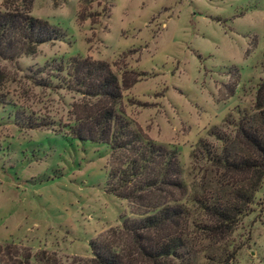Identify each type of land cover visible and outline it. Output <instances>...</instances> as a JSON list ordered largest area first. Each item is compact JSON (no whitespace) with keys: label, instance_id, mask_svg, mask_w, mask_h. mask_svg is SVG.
<instances>
[{"label":"rangeland","instance_id":"374dc122","mask_svg":"<svg viewBox=\"0 0 264 264\" xmlns=\"http://www.w3.org/2000/svg\"><path fill=\"white\" fill-rule=\"evenodd\" d=\"M29 15L62 37L0 61V246L25 249L28 264L41 252L68 264L88 260L90 241L135 218L105 190L107 147L69 136L85 100L63 85L68 60L105 62L118 84L122 72L136 76L115 108L175 152L190 197L207 169L199 142L218 152L208 131L231 135L229 122L250 111L264 77V0H32ZM55 67L62 71H48ZM248 208L221 238L188 230L181 264H264V169Z\"/></svg>","mask_w":264,"mask_h":264},{"label":"trees","instance_id":"16d2710c","mask_svg":"<svg viewBox=\"0 0 264 264\" xmlns=\"http://www.w3.org/2000/svg\"><path fill=\"white\" fill-rule=\"evenodd\" d=\"M31 1L3 0L0 61L14 63L20 56L34 55L40 44L62 37L57 28L29 15ZM48 71L58 74L62 69ZM64 75L63 85L76 87L85 100L73 113V124L67 126L69 136L107 147L105 190L124 201L135 216L121 218L117 229L90 241L88 260L72 259L68 264H181L188 253V230L221 238L247 214L264 169V77L255 87L250 111L229 122L231 135L214 128L208 131L220 143L219 151L199 142L197 155L207 169L200 175L201 190L189 197L175 152L131 129L115 108L120 89H128L136 76L122 72L118 84L105 62L87 58L69 59ZM28 79L37 87L51 86L46 78ZM2 98L0 94V103ZM191 212L202 222L188 221ZM29 259L25 249L0 246V264H28ZM35 261L59 264L44 252Z\"/></svg>","mask_w":264,"mask_h":264}]
</instances>
